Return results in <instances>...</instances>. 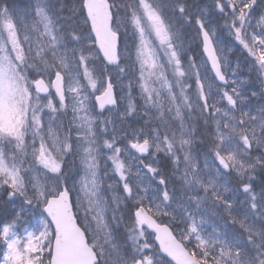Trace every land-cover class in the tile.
<instances>
[{"label": "snow or ice", "instance_id": "1", "mask_svg": "<svg viewBox=\"0 0 264 264\" xmlns=\"http://www.w3.org/2000/svg\"><path fill=\"white\" fill-rule=\"evenodd\" d=\"M0 264H264V0H0Z\"/></svg>", "mask_w": 264, "mask_h": 264}, {"label": "rangeland", "instance_id": "2", "mask_svg": "<svg viewBox=\"0 0 264 264\" xmlns=\"http://www.w3.org/2000/svg\"><path fill=\"white\" fill-rule=\"evenodd\" d=\"M125 83H127V81H125Z\"/></svg>", "mask_w": 264, "mask_h": 264}]
</instances>
